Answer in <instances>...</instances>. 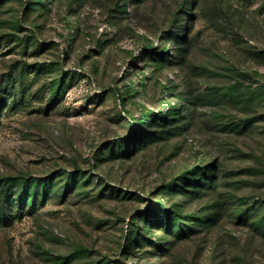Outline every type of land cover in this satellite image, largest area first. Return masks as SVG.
<instances>
[{
    "label": "rangeland",
    "instance_id": "rangeland-1",
    "mask_svg": "<svg viewBox=\"0 0 264 264\" xmlns=\"http://www.w3.org/2000/svg\"><path fill=\"white\" fill-rule=\"evenodd\" d=\"M0 264H264V0H0Z\"/></svg>",
    "mask_w": 264,
    "mask_h": 264
}]
</instances>
